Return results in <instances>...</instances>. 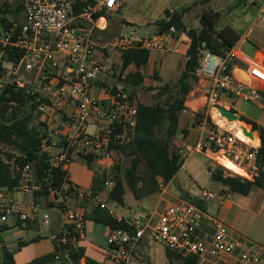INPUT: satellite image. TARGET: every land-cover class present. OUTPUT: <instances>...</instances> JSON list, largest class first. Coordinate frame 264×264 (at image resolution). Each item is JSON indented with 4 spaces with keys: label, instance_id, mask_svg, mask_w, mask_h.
<instances>
[{
    "label": "built area",
    "instance_id": "2783aa9c",
    "mask_svg": "<svg viewBox=\"0 0 264 264\" xmlns=\"http://www.w3.org/2000/svg\"><path fill=\"white\" fill-rule=\"evenodd\" d=\"M24 20L20 25L13 24L0 29V44L4 47L22 50L18 63L25 70L35 72L34 89L26 86V92L48 94L50 102H40L37 110L41 120H50L54 104L63 107L73 102L66 119L60 123L57 133L63 137L67 146L58 147L51 135L42 138L40 149L48 152L52 165L60 164L63 169L71 162L74 154H93L96 157L110 154L112 144H124L133 135L137 119V108L130 93L123 84L109 85L104 88L103 97L91 90L96 82H104L110 66L95 57L97 44L92 38L94 27L103 15L95 14L103 9L115 10L119 0H95L88 3L80 12L73 9L72 0H22ZM170 14L172 9L168 10ZM252 27L264 30V0H259L251 22ZM189 37L170 25L152 36L126 37L111 43V49L119 53L129 47H139L156 52H175L179 44H189ZM222 53L204 50L194 74L202 80L201 90L204 108L199 113L196 125V139L192 144H182V149L192 153L205 154L211 161L230 175H239L252 180L257 171L256 144L240 138L234 130L220 125L212 112L221 116L215 107L221 95L237 98L255 104L261 101L259 87L264 86V63L248 61L244 70L250 80L242 77L241 70L236 72L234 62L242 58L237 43ZM115 51V50H114ZM116 52V51H115ZM111 54V51H108ZM197 80V81H198ZM1 85V84H0ZM59 107V108H60ZM224 118V117H223ZM89 125L96 129L88 132ZM246 129L256 137L250 125ZM241 133L246 136L242 129ZM257 138V137H256ZM56 148L55 153L51 150ZM71 149L68 156L67 151ZM227 159L243 169L239 174L227 168L220 160ZM22 181L17 189L31 196V214L17 209L20 202L11 195L12 190L0 188V220L8 216L16 220H36L37 210L34 193L44 190L48 201L62 213L61 229L54 237L59 249L54 253L56 263L84 264V260L72 261L71 253L78 240L85 238V211L74 204L70 198L96 199L91 189L82 190L78 186L64 182L61 187L51 186L46 178L32 179L29 166L22 169ZM115 175L110 171L103 183L109 192L115 184ZM47 181V182H46ZM45 182V183H43ZM158 180L159 202L148 211L125 216L109 207L106 202L98 201L100 208L118 224L110 227L105 237L104 253L106 264H130L138 243L143 239L163 244L166 249L180 254L194 255L200 264H264V247H248L231 236L229 227L219 218L209 215L198 203L181 199L172 203L164 199L166 186ZM59 196L62 198L59 199ZM216 199L221 206L226 197L202 191L201 201ZM161 210L158 211V206ZM43 223L50 222L48 212L41 214Z\"/></svg>",
    "mask_w": 264,
    "mask_h": 264
},
{
    "label": "rangeland",
    "instance_id": "374dc122",
    "mask_svg": "<svg viewBox=\"0 0 264 264\" xmlns=\"http://www.w3.org/2000/svg\"><path fill=\"white\" fill-rule=\"evenodd\" d=\"M74 1V0H72ZM121 7L116 11L106 10L104 13L107 16L108 23L103 33H95L94 37L101 43H113L120 39V37H144L152 36L155 30L159 28V21L167 19V11L173 10V13L179 18L180 23L185 29L200 28V16L217 13L215 19V31L211 38L215 40L219 35L232 36L238 34L241 39L247 42L252 37H262V33L257 27H252L251 22L256 10L259 0H121ZM22 21L23 13L19 15ZM126 20L130 21L126 22ZM122 24H125L124 26ZM261 36H260V35ZM246 41L245 48L250 46ZM107 44L105 48L110 49L112 46ZM107 49V50H108ZM112 50V49H111ZM118 51L117 49H114ZM153 53V52H151ZM186 56V54H185ZM184 56V57H185ZM162 64L159 66H149L144 70L145 79L140 86L132 88L130 86H123V89L128 93H133L139 102L144 104H164V100L169 94H174L178 90V80L181 71L184 68L185 60L178 52H168L161 54ZM113 69L111 77L120 78V65L110 64V61L105 60L104 64ZM106 64V65H107ZM110 64V65H109ZM5 71L1 76L0 82L6 83L14 80L19 81L26 86L37 89L35 86V72L28 71L16 63L4 61ZM154 71L157 72V77L154 76ZM109 72V71H108ZM236 72L240 70L236 69ZM243 79L248 78L242 75ZM192 83V91L185 97V109L179 112L180 127H187L190 130V136L184 140L185 143L192 144L196 137V123L195 112L204 108V98L202 97V80L195 81L193 77H189ZM115 81H109V85ZM164 84L169 86L168 90L161 92ZM107 85V86H109ZM112 86V85H111ZM161 92V94H160ZM44 97L49 98L48 94L44 92ZM226 95H221L219 104L223 105L226 101ZM234 99V98H232ZM242 104L241 109L246 106H252L251 103L245 102L235 98ZM263 103V102H262ZM251 104V105H250ZM54 109L50 113V127L54 130L59 121L62 119L61 109L59 105L54 104ZM61 108V107H60ZM259 110V119L264 121V108ZM213 117L218 121L223 119L228 127V121L225 117H217L213 112ZM261 117V118H260ZM236 121V120H235ZM244 125H247L243 120H239ZM236 123L239 122L236 121ZM246 123V124H245ZM94 130L93 125H89L88 132ZM179 130V135H181ZM179 137V136H178ZM183 138V137H182ZM181 137L177 139L181 140ZM181 154L184 157V162L178 169L173 178L167 183L166 193L164 199L166 201L175 203L181 199L198 203L209 215L221 219L230 229L231 236L245 244L248 247L258 248L264 247V190L253 189L249 194H240L237 192L228 191L227 188L217 179L211 176L209 167L212 170H222L224 175H230L231 171L224 170L222 167L211 161L205 154L192 152L189 153L182 149ZM0 147L5 150H11V147L0 143ZM55 153L56 148L51 150ZM82 154H74L71 162L68 164L67 172L69 174V183H72L82 190L91 188L94 183L101 184L102 175H109L110 171L117 175V170H113V166H119V175H122V170L129 165V156L111 151L109 155L102 154L95 157L92 166L89 167L86 160L81 157ZM164 186V187H165ZM102 191L106 190L103 188ZM202 191H210L215 195L224 194L225 202L219 206L216 199L206 202L201 201ZM125 201L131 200L128 207L122 206L113 200L108 199L106 204L118 213L129 216L132 213H142L143 211L151 210L159 202V190L149 195L135 199L130 190L125 189ZM30 199V197H28ZM62 197L59 196V199ZM48 197L40 196L36 204L37 217L36 220L28 224L23 222V225L30 226V228L20 227L15 225V218L8 216L6 221L0 220V259L2 245L14 252L17 264H33V260L42 254L49 252L52 249V242L58 230L57 219L62 221V213L58 211L55 205H49L46 201ZM72 201V198H70ZM47 203V204H46ZM229 204L231 207H226ZM160 203L158 211L161 210ZM25 212L31 214V207L27 204ZM48 212L50 215V222L45 224L41 220V214ZM89 222V221H88ZM40 236L37 240H32L34 236ZM146 239V238H145ZM24 240V244L19 245V241ZM98 240L104 243L105 236H98ZM148 240V239H147ZM149 243L145 247V252L137 250V253L132 257L130 264H168L167 250L163 244L148 240ZM85 256L90 258L88 252ZM105 263H107L105 256Z\"/></svg>",
    "mask_w": 264,
    "mask_h": 264
},
{
    "label": "trees",
    "instance_id": "16d2710c",
    "mask_svg": "<svg viewBox=\"0 0 264 264\" xmlns=\"http://www.w3.org/2000/svg\"><path fill=\"white\" fill-rule=\"evenodd\" d=\"M93 2L94 0H74L73 9L75 12H80L88 3ZM105 12L106 9H103L95 15L99 17ZM21 13H24L22 0H0V29L13 24L20 25L22 21L19 19V15ZM166 13L168 18L159 21L158 32L167 29L170 25H175L178 32H185L190 39L185 52L186 60L179 76L178 90L174 94H169L164 100V104H144L139 102L133 93H130L137 108V119L132 138L124 144L110 146L111 151L123 153L130 158V163L122 170V175H119L120 167L113 166V170H117V175L113 188L108 192V199L120 204L124 203L126 187L135 199H139L158 191V180L166 184L176 174L184 162L181 147L175 143V140L179 112L185 109V97L193 87L189 77H193L195 81L198 80L194 71L204 50L220 54L223 50L233 46L239 38L237 33L232 36L221 34L212 40L215 19L218 16L216 12L210 15H201L200 28L198 29H185L174 13L170 14L169 11ZM149 55V50L139 47H129L121 51L120 71L129 65L135 67V70L128 72L123 79L126 86L135 88L143 83L145 76L140 69L147 64ZM21 56V49L4 47L0 44V78L5 71V67L2 65L4 61L16 63ZM154 76L157 77L156 71H154ZM0 84V143L11 147L9 151L0 147V188L17 189L22 181V169L26 165L29 166L32 179L46 178L51 186L58 187H61L64 182H69L66 169H63L60 164L52 165L48 152L40 149L42 138L50 135L51 132L48 130L46 121L40 119L37 105L40 102H50V99L38 92L27 93L26 86H20L14 80L6 83L0 82ZM168 89L169 86L164 84L161 92ZM259 93L261 101L264 103V86L259 87ZM198 115L199 113L195 112V121ZM239 120L250 124L251 129L257 132L260 141L256 154L257 171L252 180L239 175H224L220 169L212 170L210 167L208 169L211 176L219 180L228 191L247 195L253 189L264 190V126L242 116L239 117ZM51 139L56 142L58 147L64 149L67 146L65 139L60 135L57 137L51 135ZM70 153L71 149L67 151V155L69 156ZM81 157L91 167L96 156L89 153ZM105 176L106 174L102 175L101 184L94 183L91 186L93 195L104 188ZM40 196L47 197L46 191L40 190L34 193L36 200ZM47 202L49 205H54L51 201ZM91 216L95 221L108 224L110 227L120 225L99 205L88 218ZM32 221L34 220H16L15 224L20 226L23 222L28 224ZM38 237L36 236L34 239ZM53 243L54 249L35 258L33 264H68L54 261V253L59 249V246H57L55 238H53ZM166 250L168 264H200L194 255H183L169 249ZM70 255L72 261L75 262L84 258L81 247L74 248ZM0 264H16L12 253L5 246H2ZM84 264L100 263L85 258Z\"/></svg>",
    "mask_w": 264,
    "mask_h": 264
},
{
    "label": "crops",
    "instance_id": "0c3cea01",
    "mask_svg": "<svg viewBox=\"0 0 264 264\" xmlns=\"http://www.w3.org/2000/svg\"><path fill=\"white\" fill-rule=\"evenodd\" d=\"M119 2H120V6L118 8L121 7V2L122 1L119 0ZM117 9L110 10V11H116ZM103 17H104V19L106 21L105 22V27L103 29L102 28H98V27H94V29L92 30V38L96 42V44L98 45L96 53H95V57L97 58L98 61H100L102 63H105V60H108V61H110L111 65H113V64H115V65L119 64L120 65V53L117 52V51L115 52L113 49L111 50V48L110 49L105 48L107 46V44H109V43L101 44L94 37L95 33H103L104 30L107 27V23H108L107 16L103 15ZM23 20H24V13H23L22 22H23ZM126 22H128V24L130 23V21H128V20H126ZM97 24L101 25L100 24V19L98 20ZM122 25L124 26L125 24H122ZM257 28H259V27H257ZM259 30L262 33V37H260V38L257 37V40L255 39L256 38L255 36H253L252 37L253 39H251V41L249 40L248 42H247V39H249V38H247L246 36H245V40H243V39H241V37H239V41L237 43V46H238V48L240 49V51L242 53V58H239V59H237L234 62L233 67L235 69H237L239 67L246 68L248 61H253V62H256V63H264V30H262L261 28H259ZM157 31H158V29L155 30V32H157ZM132 38H136V37H132ZM245 41L250 46L248 49L245 48V44H244ZM187 46H188V44H183V43L179 44L178 50L175 51V52H178L179 55L184 58V60H186L185 52H186ZM109 50L111 51V54H108ZM151 52H153V53H151ZM162 53L163 52L150 51V55H149V59H148L147 64L140 69V71L144 74V76H145L144 70L145 69L147 70L150 65L157 67L158 66L157 64H159V66H161L160 64H162V59H161V54ZM2 65H3V67H5L4 63ZM134 70H135V67L133 65H129L123 71H120V73H121L120 78H116L115 79V78L110 76L111 73H113V69H111V70H109V72L106 73V76L104 77V82L103 83H104L105 86L103 85V83L98 81V82H96L95 86L92 88L91 91L93 93H95L96 95H98L99 97H103L104 88L107 85H109L108 83H109L110 80L111 81H115V82H112L114 84H123L124 86H126V83L124 82L123 79H124L125 75L128 72H132ZM0 80H1V78H0ZM111 85H113V84H111ZM190 91H192V89ZM225 99H226V101L224 100L223 105L222 104H220V105L224 106L227 109H231V110L237 112L239 114V117L240 116L245 117V118H247L249 120H252V121L256 122L259 125L264 126V121H262L263 118H262V120H260L259 117H258L259 116V110L260 111L263 110L262 108H264V104L263 105L262 104L259 105V104L248 102V103H251L252 106L248 105V106L244 107L243 109H241L242 104L238 100L236 101L235 98L232 99V97L227 96ZM72 106H73V102L68 104V105H64L63 107L59 108L62 111L61 112L62 119H61V121L58 122V124H57V126H56V128L54 130L51 131V127H50V124H51L50 122L51 121L50 120H45L46 124L48 126V130H50L51 134L54 137H57L59 135L57 133V131H58V128L60 126V123L66 119V117L69 114L70 109H71ZM247 125H250V124H247ZM93 126H94V130H95L96 127H95V125H93ZM179 130H181V132H182L181 135H179ZM190 133L191 132H190V130L187 127H180L179 122H178V131H177L175 143L177 145H179L178 144L179 142L180 143H185L184 140L187 139L190 136ZM178 136L181 137V138L183 137V138L181 140L177 141V139L179 138ZM256 137L258 139L257 132H256ZM195 139H196V137L194 138V136H193L192 140L195 141ZM259 144H260V142L258 140V145ZM68 164L65 166L66 171H67V168H68ZM67 175H68V179H69L68 172H67ZM165 185L167 186V183ZM89 189H91V188H89ZM257 190H262V189H257ZM10 192H11V195L14 197V199H16L17 201L20 202V205L16 206V208L20 209L21 211H25L24 207L27 204H29L31 196L29 194H27V193H23L22 191H18V190H12ZM96 196H97L96 199H78V198H75V197L72 198V202L74 204H76L78 206H81L84 209L85 216H86V224H85V228H86L85 229V235L86 236H85L84 239L78 240L77 243H76V246L82 248L83 255H84V258H83L84 261H85V258H87L85 256V252H88L89 255L91 256L89 259H92V260H94V261H96V262H98L100 264H106L105 263V253H104L105 241H104V243L99 242L98 236H103L104 235L106 237L107 233L110 230V226L108 224L95 221L94 218H92V216L88 218V216H90L91 212H94L95 210H97L98 201H104L105 202V201L108 200V192L107 191L105 192V191L101 190V191H99L96 194ZM28 197H30V199ZM46 201H48V200H46ZM130 201L131 200L125 201V196H124V203L122 204V206L128 207ZM35 203L36 204L38 203V201L36 199H35ZM226 207H231V206L229 204H227ZM57 225H58L57 226L58 230H60L61 229V221H60L59 218L57 219ZM20 227H25L27 229L30 228V226L23 225V223L20 225ZM58 232L59 231L56 232V235H57ZM35 237L36 236L32 237V240H37L38 238H40V236H39L37 239H34ZM24 242H25L24 240H20L19 241V245L20 244H24ZM51 242H52V249L49 252H51L54 249L53 239H51ZM148 243H149V241L147 240V238L146 239L143 238L138 243V245H137V247H136V249L134 251L133 256L135 255V253H137V250L141 251V252H145V247L148 245ZM2 246H4V245H2ZM10 252L12 253L13 259L15 261L16 258L14 256V252H12V251H10ZM49 252H47V253H49ZM42 255H44V254H42ZM42 255H40V256H42ZM15 263H16V261H15Z\"/></svg>",
    "mask_w": 264,
    "mask_h": 264
},
{
    "label": "bare ground",
    "instance_id": "6f19581e",
    "mask_svg": "<svg viewBox=\"0 0 264 264\" xmlns=\"http://www.w3.org/2000/svg\"><path fill=\"white\" fill-rule=\"evenodd\" d=\"M104 18H101L100 19V24L103 25L104 24ZM248 78V80H250L249 76H246ZM215 116H217V114H215ZM218 117V116H217ZM239 122V125L238 123H236V121H232L231 123H228V128L231 129V130H234L238 136H240V138H242L243 140L245 141H248V142H252L254 144H256L258 142V139L256 137H253L251 138V140H248L247 138L244 137V135L241 133L240 131V128L241 126H245L242 122L240 121H237ZM218 123L220 125H226L225 121L223 119H219ZM225 166H227V168H229L230 170L234 171V172H237L239 174H244V171L242 168H240L239 166H237L236 164H234L233 162L227 160V159H221L220 160Z\"/></svg>",
    "mask_w": 264,
    "mask_h": 264
},
{
    "label": "water",
    "instance_id": "95a60500",
    "mask_svg": "<svg viewBox=\"0 0 264 264\" xmlns=\"http://www.w3.org/2000/svg\"><path fill=\"white\" fill-rule=\"evenodd\" d=\"M238 69H240V68H238ZM240 70H241L242 75L248 76V74L244 70H242V69H240ZM215 107L218 109L221 116L225 117L228 121H234V120L239 121V114L237 112H235L231 109H227L222 105H216ZM241 129L246 136H248L249 138H253L252 132L247 130L245 126H241ZM258 140H259V137H258Z\"/></svg>",
    "mask_w": 264,
    "mask_h": 264
}]
</instances>
